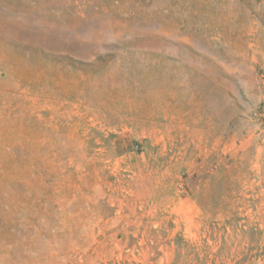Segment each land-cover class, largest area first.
I'll list each match as a JSON object with an SVG mask.
<instances>
[{
	"label": "rangeland",
	"instance_id": "1",
	"mask_svg": "<svg viewBox=\"0 0 264 264\" xmlns=\"http://www.w3.org/2000/svg\"><path fill=\"white\" fill-rule=\"evenodd\" d=\"M0 264H264V0H0Z\"/></svg>",
	"mask_w": 264,
	"mask_h": 264
}]
</instances>
